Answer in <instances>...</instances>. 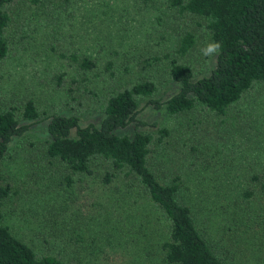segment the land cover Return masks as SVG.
I'll return each mask as SVG.
<instances>
[{"label":"trees","instance_id":"16d2710c","mask_svg":"<svg viewBox=\"0 0 264 264\" xmlns=\"http://www.w3.org/2000/svg\"><path fill=\"white\" fill-rule=\"evenodd\" d=\"M14 1L0 0V68L11 55ZM26 1L64 12L73 6L69 17L77 12L78 0ZM136 1L161 10V23L190 15L201 22L169 35L171 46L158 41L157 47L124 55L122 62L110 56L102 68L96 58L76 50L59 52L72 68L52 77L64 94L60 110L44 112L34 97L11 102L0 97V208L15 191L2 172L6 158L13 156L10 146L29 131L27 121L48 120V137L30 141L39 155L29 177L34 181L51 174L52 181L67 189V208L81 198L78 191L88 187L89 179L98 178L105 188L118 179L125 183L119 201L137 192L161 213L166 238L157 264H249L257 251L264 257V122L248 120L252 109L248 114L239 107L254 106L264 89V0H166L174 16L158 0ZM202 39L206 45L220 44L210 69L211 57L198 49ZM112 54L120 56L116 49ZM196 55L208 73L197 74ZM171 82L174 90L165 97L161 91ZM142 102L164 110L175 126L142 131L148 125L139 118ZM87 111L101 112L100 122L83 125L81 116ZM131 125L134 131L124 132ZM238 130L261 135L257 152L249 155L233 147L224 157L219 137L236 136ZM209 135L213 143H208ZM216 198L225 202L221 209L226 217L215 237L204 226L209 215L202 217L207 213L202 208ZM130 205L124 209L131 211ZM70 219L58 242L67 245V254H42L4 223L0 211V264H108L90 258L106 249Z\"/></svg>","mask_w":264,"mask_h":264},{"label":"rangeland","instance_id":"374dc122","mask_svg":"<svg viewBox=\"0 0 264 264\" xmlns=\"http://www.w3.org/2000/svg\"><path fill=\"white\" fill-rule=\"evenodd\" d=\"M158 5L174 16L167 11L166 0H158ZM10 8V32L14 39L11 55L0 68V97L6 102L15 99L26 101L34 97L44 112L60 110L63 103V91L52 82L53 75L67 69L72 72L67 58L61 57L59 52L76 50L96 58L102 68L110 56L122 62L124 55L131 57L141 50H148L143 48L152 47L149 45L157 47L158 41L164 47L171 46L169 35L174 37L178 28L189 27L191 24L196 27L201 22L199 18L190 15L186 19L180 17L179 26L172 18L168 23H161L158 21L161 10L153 5L143 8L136 0H78L77 12L71 17L67 16V12L73 11V6L64 12L31 5L26 0H16ZM202 32L200 29L198 33ZM162 36L165 38L162 39ZM205 46L206 42L202 39L198 49ZM113 49L120 52L119 57L112 54ZM200 57L196 55L194 61L199 76L208 73ZM210 57L212 62L208 64L209 69L214 65V58ZM173 90L174 83L171 82L163 86L161 92L167 97ZM263 100L264 89L254 106L247 103L241 105L239 111L249 114L252 109L251 113L254 114H249L248 120L264 122ZM101 118V112L87 111L81 116V123L98 124ZM139 118L148 123L142 127V131H154L158 126H175V121L164 110H157L146 102L140 105ZM27 123L30 124L29 131L14 139L10 146L13 156L6 158L2 168L15 190L13 196L0 208L4 214V223L39 253L67 254V245L62 247L58 242L65 238L69 216L71 222L73 219L84 229L87 238L99 239L106 249V253L93 252L90 258L100 257L108 264H157L160 242L166 238L161 213L153 210L137 192L138 196L131 194L130 199L119 201L125 183L118 179L106 188L98 178L89 179L88 187L78 191L81 198L75 199L67 208V189L52 181L51 174L34 181L29 177L32 161L37 160L39 155L38 149L33 148L30 141L41 143L48 137V120ZM133 131L132 125L124 130L127 133ZM234 133L219 137L224 157L231 155L233 147L240 152L245 149L249 155L257 152L258 142L262 141L261 135L253 136L245 130H238L236 136ZM213 139L209 135L208 143H213ZM196 184L192 185L197 187ZM210 190L215 195L216 188L211 187ZM224 203L216 198L209 206L202 208V211L207 212L202 217L209 215V223L204 226L215 237L223 223L221 220L226 217L221 209ZM129 204L131 211H126L124 207ZM54 208L63 211V214L58 216ZM56 221L59 224L58 230L53 226ZM255 255L258 257L249 264H264L260 252L257 251Z\"/></svg>","mask_w":264,"mask_h":264},{"label":"clouds","instance_id":"9594fccd","mask_svg":"<svg viewBox=\"0 0 264 264\" xmlns=\"http://www.w3.org/2000/svg\"><path fill=\"white\" fill-rule=\"evenodd\" d=\"M220 49V44L218 42L208 43L204 48L201 49V52L204 56H212L218 53Z\"/></svg>","mask_w":264,"mask_h":264}]
</instances>
